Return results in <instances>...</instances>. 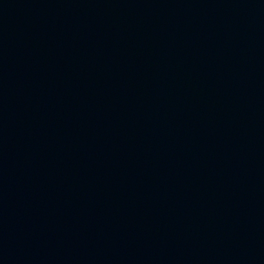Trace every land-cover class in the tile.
<instances>
[{
    "label": "water",
    "instance_id": "water-1",
    "mask_svg": "<svg viewBox=\"0 0 264 264\" xmlns=\"http://www.w3.org/2000/svg\"><path fill=\"white\" fill-rule=\"evenodd\" d=\"M0 264H264V0H0Z\"/></svg>",
    "mask_w": 264,
    "mask_h": 264
}]
</instances>
